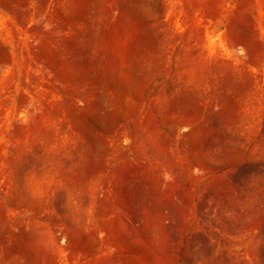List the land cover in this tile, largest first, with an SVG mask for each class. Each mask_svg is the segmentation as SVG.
<instances>
[{"label": "rangeland", "instance_id": "rangeland-1", "mask_svg": "<svg viewBox=\"0 0 264 264\" xmlns=\"http://www.w3.org/2000/svg\"><path fill=\"white\" fill-rule=\"evenodd\" d=\"M0 264H264V0H0Z\"/></svg>", "mask_w": 264, "mask_h": 264}]
</instances>
